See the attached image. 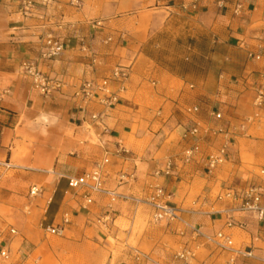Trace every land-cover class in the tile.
<instances>
[{
	"label": "crops",
	"instance_id": "0c3cea01",
	"mask_svg": "<svg viewBox=\"0 0 264 264\" xmlns=\"http://www.w3.org/2000/svg\"><path fill=\"white\" fill-rule=\"evenodd\" d=\"M130 2L137 12L149 7L157 17L172 13L192 21L189 30L212 35L220 64L200 79L178 75L154 63L145 39L129 36L138 26L126 31L112 14L103 27L58 14L61 24L55 17L46 29H55L65 49L44 70L79 83L131 65L119 103L104 117L105 130L79 107L72 87L45 96L20 75V62L41 49L33 26L40 21L21 19L12 0H0V166L8 163L30 187H42L20 228L3 233L7 256L0 249V264H185L176 257L184 247L195 252L188 264H227L233 251L216 249L208 239L220 230L232 235L236 248L251 251L236 264H264V218L235 211L245 226L226 227L225 210L232 203L218 198L229 186L259 185L264 191V0ZM109 9L118 16V5ZM95 15L103 17L101 10ZM93 55L97 62L91 64ZM194 105L199 110L188 112ZM196 126L195 136L189 130ZM226 141L227 160L209 172L208 156ZM194 144L199 151L185 163V150ZM106 156L105 187L126 198L111 202L96 193L86 204L82 190L68 188L67 177L92 170ZM169 161L172 173L157 174ZM156 184L171 193L180 220H152L146 199ZM66 211L72 221L63 233L47 232ZM194 227L203 234L192 233Z\"/></svg>",
	"mask_w": 264,
	"mask_h": 264
},
{
	"label": "built area",
	"instance_id": "2783aa9c",
	"mask_svg": "<svg viewBox=\"0 0 264 264\" xmlns=\"http://www.w3.org/2000/svg\"><path fill=\"white\" fill-rule=\"evenodd\" d=\"M15 6V13L21 19H36L40 23L33 24L37 35L42 39L41 49L36 57L23 59L19 64V72L23 78L29 79L32 85L43 95L51 96L54 93H64L68 87L73 88L72 97L78 103L79 107L85 112H89L92 121L96 125H101L106 130L107 127L103 120L106 115L119 103L121 92L126 89L127 81L131 74V65H117L108 74L104 76H96L88 79L80 80L79 83L70 81L64 74H52L51 72L42 68L43 64L57 58L65 49L64 43L61 41L59 35L56 34L55 29L47 30L48 23H53L55 13L50 12V5L60 0H12ZM71 5L78 7L82 0H69ZM61 24L62 17H58ZM65 20V19H64ZM95 25H102L101 20H95ZM85 50L91 52L90 48ZM91 64L97 62V57H91ZM1 98V93H0ZM96 105H100L101 109L97 110ZM199 110L198 105L187 108L188 112H196ZM250 118H248V121ZM245 128V123L241 125ZM223 131V129H219ZM199 131L198 126L189 130L192 135H197ZM229 142H225L221 148L211 153L207 158V169L211 172L220 164L227 160V150ZM199 151V145L194 144L187 148L184 153L183 161L189 162L194 159L195 154ZM110 162L109 156H106L102 161L98 162L96 166L82 175L68 176V188L75 191H83L86 204H91L94 201L93 194L102 193L110 198L111 202H115L120 198H126L120 192L111 190L105 187V181L108 176L106 166ZM9 167V164L6 163ZM173 171V163L169 161L165 169L157 170V174H171ZM261 174L264 176V168L261 169ZM123 176H121V180ZM42 192V187L33 185L29 189V196L35 197ZM264 191L259 185H250L244 189H237L232 186L226 187L218 194L219 199H227L231 201L232 206L225 210L226 227H244L245 223L237 221L234 217L235 211L244 213H251L258 219L264 218V206L262 205ZM171 193L163 185L156 184L152 187L146 201L150 204L153 211V219L155 221L166 222L172 220H180L181 214L179 208L172 204ZM139 199V198H138ZM110 213L107 214L109 216ZM108 217H104V222L108 221ZM72 221V213L66 211L62 214L60 222L51 224L45 227L47 232L61 235L69 223ZM15 232L16 229H11ZM192 233L196 236L203 233L199 228H192ZM209 241L220 250H232L234 255L230 257L227 264H236L238 257L251 256V251L245 247L236 248L234 246V239L230 233L223 230L216 232L212 236H208ZM1 255L7 256V251L1 249ZM195 256V252L188 247L182 248L176 257L183 259L185 264L189 263V258Z\"/></svg>",
	"mask_w": 264,
	"mask_h": 264
},
{
	"label": "rangeland",
	"instance_id": "374dc122",
	"mask_svg": "<svg viewBox=\"0 0 264 264\" xmlns=\"http://www.w3.org/2000/svg\"><path fill=\"white\" fill-rule=\"evenodd\" d=\"M111 1L113 3H110ZM111 4L118 5V11L116 10L118 16L109 9ZM148 8L144 7L142 12L134 11L130 0H82L78 7L71 5L69 0H60L50 5V12L65 15L66 21L75 23L87 21L89 24H94L95 20H101L102 27L105 26V21L119 18L121 26L126 31H131L136 25L137 33L129 36L142 41L145 39V52L154 63L178 75H189L194 79H200L209 70L219 68L220 62L214 58L216 43L213 42L212 35L201 29L189 30L193 25L192 21L182 16L171 13L166 17L162 15L157 17L149 14L151 12L147 10ZM97 10H101L103 17L96 18ZM111 14L112 18L106 17ZM134 15H137V19L131 18ZM175 84L176 78L173 79V86ZM29 189V184L25 182L19 170L15 167L8 168L6 165L0 166V249H2L3 233L13 228H20L24 220L23 213L28 210V204L33 198L29 196ZM139 218L141 219L140 216ZM152 220L159 222L155 221L153 216ZM162 223L166 221L163 220ZM138 228L136 224L134 231ZM49 236L60 239L51 234Z\"/></svg>",
	"mask_w": 264,
	"mask_h": 264
}]
</instances>
